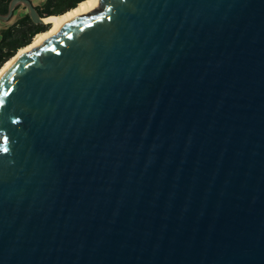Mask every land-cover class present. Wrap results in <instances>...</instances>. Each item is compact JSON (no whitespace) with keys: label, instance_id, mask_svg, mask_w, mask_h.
Segmentation results:
<instances>
[{"label":"water","instance_id":"water-1","mask_svg":"<svg viewBox=\"0 0 264 264\" xmlns=\"http://www.w3.org/2000/svg\"><path fill=\"white\" fill-rule=\"evenodd\" d=\"M0 264H264V0H98L15 62Z\"/></svg>","mask_w":264,"mask_h":264},{"label":"trees","instance_id":"trees-1","mask_svg":"<svg viewBox=\"0 0 264 264\" xmlns=\"http://www.w3.org/2000/svg\"><path fill=\"white\" fill-rule=\"evenodd\" d=\"M81 1L84 0H43L36 6L42 16L58 15L76 7ZM10 2L11 0H0V14H8ZM18 8L19 6L14 14ZM47 28L44 24H36L28 12L3 27L0 38V69L20 48L28 45L37 33L46 31Z\"/></svg>","mask_w":264,"mask_h":264},{"label":"bare ground","instance_id":"bare-ground-1","mask_svg":"<svg viewBox=\"0 0 264 264\" xmlns=\"http://www.w3.org/2000/svg\"><path fill=\"white\" fill-rule=\"evenodd\" d=\"M97 2L98 0H84L81 1L76 7L63 14L49 15L45 17L44 22L50 24V27L46 31L37 33L28 45L20 48L13 57L5 62V64L0 69V80L15 62H17L23 56L28 55L32 51L42 47L48 40L59 34L60 28L65 23H67L75 15L87 12L94 5H96Z\"/></svg>","mask_w":264,"mask_h":264},{"label":"rangeland","instance_id":"rangeland-1","mask_svg":"<svg viewBox=\"0 0 264 264\" xmlns=\"http://www.w3.org/2000/svg\"><path fill=\"white\" fill-rule=\"evenodd\" d=\"M32 1L35 5H39L43 0H32ZM18 6L19 8L15 12V14H13L9 19L5 20V19L0 18V38H1V29L3 27L8 26L12 22H14L18 17L28 12V9L24 5L19 4Z\"/></svg>","mask_w":264,"mask_h":264}]
</instances>
